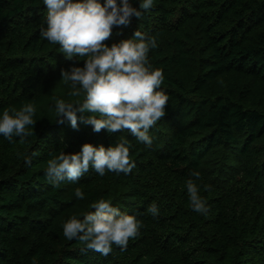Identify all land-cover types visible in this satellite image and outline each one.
Wrapping results in <instances>:
<instances>
[{
    "label": "trees",
    "instance_id": "trees-1",
    "mask_svg": "<svg viewBox=\"0 0 264 264\" xmlns=\"http://www.w3.org/2000/svg\"><path fill=\"white\" fill-rule=\"evenodd\" d=\"M142 12L105 43L136 29L156 37L148 59L163 69L169 101L150 128L151 146L126 129L94 132L79 113L76 129L57 122L53 98L83 99L67 95L61 70L84 58H65L41 36L42 0H0V111L36 105L24 138L0 135V264H264V0H155ZM125 138L135 162L127 175L90 169L53 184L46 174L62 150ZM193 171L206 214L190 205ZM100 198L142 221L127 248L113 245L108 255L63 234L66 220Z\"/></svg>",
    "mask_w": 264,
    "mask_h": 264
},
{
    "label": "clouds",
    "instance_id": "clouds-1",
    "mask_svg": "<svg viewBox=\"0 0 264 264\" xmlns=\"http://www.w3.org/2000/svg\"><path fill=\"white\" fill-rule=\"evenodd\" d=\"M46 7L44 26L40 29L43 38L58 44L71 60L84 58L83 65H71L61 70L64 81L70 82L69 97L82 100L67 102L55 100L57 122H70L73 129L79 119L90 125L92 131L106 129L109 133L128 130L138 141L151 146L150 128L166 115L169 96L161 88L165 80L162 68L149 62L150 49L156 48L157 40L146 32L136 29L128 39L105 43L114 26L127 27L133 17L139 19L143 12L153 7L155 0H42ZM36 105L26 102L18 109L5 108L0 111V135L12 142L15 137L24 138L28 126L35 124ZM84 113H90L85 118ZM135 167L130 158L127 139L105 147L84 143L78 152L60 151L50 159L46 174L53 184L63 181L78 182L90 169L100 176L106 172L129 174ZM201 173L193 171L186 181L187 193L193 211L206 214L207 201L200 193L197 183ZM210 185L204 188L210 189ZM77 199L85 198L84 191L74 190ZM93 211H85L82 218L72 215L63 224L67 239L84 242L86 248L108 255L113 245L127 248L130 238L137 236L142 221L136 215L121 211L109 200L100 198L90 204ZM147 212L159 215L155 202Z\"/></svg>",
    "mask_w": 264,
    "mask_h": 264
}]
</instances>
